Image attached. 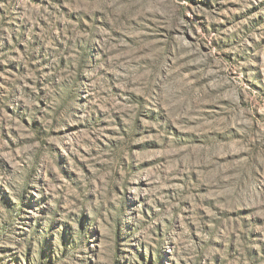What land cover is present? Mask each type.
<instances>
[{
  "label": "rangeland",
  "instance_id": "obj_1",
  "mask_svg": "<svg viewBox=\"0 0 264 264\" xmlns=\"http://www.w3.org/2000/svg\"><path fill=\"white\" fill-rule=\"evenodd\" d=\"M0 264H264V0H0Z\"/></svg>",
  "mask_w": 264,
  "mask_h": 264
}]
</instances>
